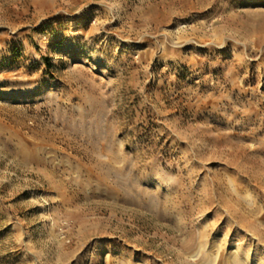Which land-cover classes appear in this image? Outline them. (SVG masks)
<instances>
[{
  "label": "rangeland",
  "instance_id": "obj_1",
  "mask_svg": "<svg viewBox=\"0 0 264 264\" xmlns=\"http://www.w3.org/2000/svg\"><path fill=\"white\" fill-rule=\"evenodd\" d=\"M0 264H264V0H0Z\"/></svg>",
  "mask_w": 264,
  "mask_h": 264
}]
</instances>
